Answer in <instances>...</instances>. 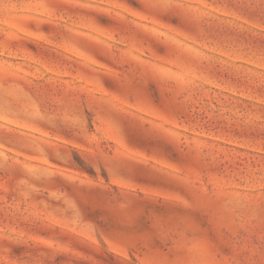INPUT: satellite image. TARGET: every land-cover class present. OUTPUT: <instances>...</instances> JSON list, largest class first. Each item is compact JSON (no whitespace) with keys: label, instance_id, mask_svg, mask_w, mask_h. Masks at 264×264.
Listing matches in <instances>:
<instances>
[{"label":"rangeland","instance_id":"obj_1","mask_svg":"<svg viewBox=\"0 0 264 264\" xmlns=\"http://www.w3.org/2000/svg\"><path fill=\"white\" fill-rule=\"evenodd\" d=\"M0 264H264V0H0Z\"/></svg>","mask_w":264,"mask_h":264}]
</instances>
